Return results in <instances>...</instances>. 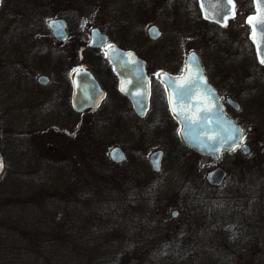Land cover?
Listing matches in <instances>:
<instances>
[{"label": "rangeland", "instance_id": "1", "mask_svg": "<svg viewBox=\"0 0 264 264\" xmlns=\"http://www.w3.org/2000/svg\"><path fill=\"white\" fill-rule=\"evenodd\" d=\"M26 1L0 5V112L7 160L0 178V264H56L62 238L75 257L61 262L264 264V64L251 38L253 0H237L227 27L184 21V12L177 6L173 16L176 9L166 0L155 14L163 29L158 47L167 45L184 57L182 63L191 50L206 62L212 54L236 73L232 89L241 110L233 112L253 128L247 140L253 153L226 152L218 160L180 142L178 125L156 96L140 119L114 91L93 112L80 115L66 107L71 72L88 61L102 75L104 61L67 60L58 76V61L28 58L25 67L22 59L1 56L14 50L26 55L27 40L17 42L13 31L26 27L25 9L34 19L41 16ZM71 16L77 19L74 31L88 30L75 13ZM236 58L239 71L232 69ZM152 63L166 67L162 59ZM224 69L220 76L229 81ZM43 73L51 75L48 86L59 78V87L35 91L29 79L37 81ZM114 145L127 153L119 164L109 158ZM159 149L162 166L154 171L149 157ZM217 166L227 171L218 187L207 181Z\"/></svg>", "mask_w": 264, "mask_h": 264}, {"label": "flooded vegetation", "instance_id": "2", "mask_svg": "<svg viewBox=\"0 0 264 264\" xmlns=\"http://www.w3.org/2000/svg\"><path fill=\"white\" fill-rule=\"evenodd\" d=\"M163 1L164 0H28L26 2L33 5L34 9L40 11L41 16L39 19H34L31 13L25 9V19L23 21H25L26 27L13 31L14 39H16L17 42L25 44V39L27 40L28 50L26 55L25 51L21 54L19 52L15 53L16 50H14L6 52L1 56L10 55L15 56L19 60L22 59L23 61L20 62L25 64V67L27 65L26 62L28 58L37 60L47 58L49 60L58 61L57 66H55L57 69L56 75L58 76V70H64V68H61V66L64 64V61L67 60L96 59L99 61H104L103 63L106 64L105 73L98 75L99 72L96 69L92 70L106 92V99L110 92H119V76L114 71L112 63L110 62L111 56L108 52L109 49L118 48L119 50L123 51H132L136 56L145 61L146 71L151 80V105L149 111L152 109L154 104L153 101L156 96L160 108L166 110L167 112V108H169L167 94L160 79V74L162 72H166L175 76L181 75L185 71L184 66L187 56L194 50H191L187 54L185 61L182 63L184 57L179 53L172 51V49L167 47V45L158 47L157 41L163 35V29L157 23H155V14L158 12L159 7L162 6ZM166 1L169 2V7L172 6L174 9H176V12L172 13L173 16H175L178 11H183L184 21L187 19L194 24L201 26L212 25L218 28L225 26L227 27L237 5V0H232L231 3H229V0L227 1L230 5H232V10L230 14L225 17V21L221 23L208 20L205 17L200 0ZM1 2L2 0H0V5ZM186 10L189 12L188 17L185 16ZM74 13L76 14L75 18L78 16L80 23L83 26L88 27V30H80L79 32L74 31L73 25L77 20L72 19L71 14ZM49 14L50 16H48V19L45 20V17ZM55 19H62L65 23V29L59 30L55 33L50 26V22ZM7 26H9L8 23ZM94 29L98 30V39L96 41H94L92 34ZM202 34L201 29L199 28V39L203 38ZM247 47L252 53L251 47L248 45L246 48ZM198 54L200 55L202 64L205 67V72L209 82L221 95V101L223 103L225 112L228 116L234 118L238 123H241L244 126L246 133L244 143L248 144V133L251 132L253 128L245 124L246 122L244 118L234 114L233 110L240 111L241 105H239L238 108H235V105L231 103V100L237 101L232 89L235 86L234 83L237 81L235 78L236 73L234 74L230 72L231 70L224 69L220 65V62L216 60V56L214 57L211 54V61L209 60L206 62L204 56L201 55V53ZM158 59L166 61L165 68L153 66L154 63H152V61ZM35 66L41 67L39 63H35ZM240 66L241 61L240 59L236 58V60H234L232 69L235 68L237 71H239ZM222 69L226 71L224 73L228 75L227 78L229 81H225V79L220 76ZM73 71L70 74V78L67 79L68 89L66 90V95L68 96V100L67 103H65L66 107L71 110L73 109L72 96L74 90L72 83ZM62 75H64V73H62ZM42 77H47V81L45 83L41 82ZM51 79V75L43 73L38 77L37 81L34 80L33 82L32 79H29V81L31 82L30 85L35 91L38 87H44V89L51 87L58 88L61 84L60 79L58 78V81L54 82L53 85L50 84L51 86H48ZM63 79L65 80V78ZM1 114L2 112H0V121L3 146V126ZM134 115L139 119L146 117H140L135 112ZM161 117H163V115L160 114V118ZM168 118L172 122L176 121L173 117H169V115ZM240 149L241 147H238L234 151ZM4 156L6 160V155L4 154Z\"/></svg>", "mask_w": 264, "mask_h": 264}, {"label": "water", "instance_id": "3", "mask_svg": "<svg viewBox=\"0 0 264 264\" xmlns=\"http://www.w3.org/2000/svg\"><path fill=\"white\" fill-rule=\"evenodd\" d=\"M203 13L209 20L225 21L232 10L228 0H200ZM257 17L254 23V42L257 53L264 60V0H255ZM50 26L56 33L65 29L62 19H55ZM97 29L93 30L94 41L98 39ZM110 60L114 70L120 78L119 90L128 96L138 115L145 116L150 106L151 81L145 69V62L132 51H123L118 48L109 49ZM195 55V61L190 58ZM160 79L165 86L169 108L172 116L180 123L179 136L181 141L199 154H207L218 159L223 150L232 151L240 146L245 134L243 126L229 117L223 110L221 96L208 81L201 58L196 52H191L185 64V71L179 75L165 72L160 74ZM47 77H42L45 83ZM74 86L72 105L80 113L95 109L105 96L100 82L93 71L83 66L72 74ZM238 108V103L231 100ZM242 152L249 155L252 148L248 144L242 146ZM110 159L121 163L126 159V153L120 146L110 150ZM163 151L154 152L150 156L152 167L155 171L161 169ZM6 168L5 157L2 152L1 121H0V177ZM226 178L223 168L217 167L207 175L210 184L220 186ZM175 213V215H174ZM177 211L173 212V216Z\"/></svg>", "mask_w": 264, "mask_h": 264}, {"label": "trees", "instance_id": "4", "mask_svg": "<svg viewBox=\"0 0 264 264\" xmlns=\"http://www.w3.org/2000/svg\"><path fill=\"white\" fill-rule=\"evenodd\" d=\"M101 141H98L97 142V146L100 144L101 146H102V142L100 143ZM66 238H68V236H65ZM69 240V239H68ZM68 240H65V241H68ZM64 246V240H63V238H62V244H61V247H62V249H60V250H62L61 251V255H59V256H57V259H56V264H82V263H79V262H77L76 261V263H74V261L73 262H69V261H66V262H61L62 260H64L65 258H74L75 257V255H74V251H73V248L72 249H70L69 251H66L65 250V248L63 247ZM70 246H71V243H70ZM67 247V246H66ZM72 247V246H71ZM91 257V256H90ZM92 258V257H91ZM59 260H61V261H59ZM84 264H123L122 262H119V261H116V262H113V261H110L109 259H99V261L97 260H94V261H92V262H89V263H87V262H85Z\"/></svg>", "mask_w": 264, "mask_h": 264}, {"label": "snow or ice", "instance_id": "5", "mask_svg": "<svg viewBox=\"0 0 264 264\" xmlns=\"http://www.w3.org/2000/svg\"><path fill=\"white\" fill-rule=\"evenodd\" d=\"M232 2V0H229V3H231ZM249 24H251L252 23V19H249ZM261 23H264V21H261ZM193 61H195V55L193 54V56L190 58V62H193ZM262 62H264V60H262ZM174 215H175V213H174Z\"/></svg>", "mask_w": 264, "mask_h": 264}]
</instances>
